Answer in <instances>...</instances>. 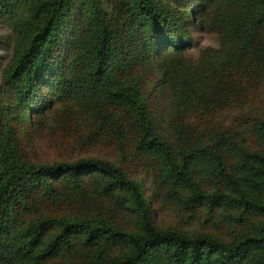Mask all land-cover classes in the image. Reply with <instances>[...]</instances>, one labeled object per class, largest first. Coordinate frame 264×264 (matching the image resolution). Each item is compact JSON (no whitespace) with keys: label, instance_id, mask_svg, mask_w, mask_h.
<instances>
[{"label":"trees","instance_id":"1","mask_svg":"<svg viewBox=\"0 0 264 264\" xmlns=\"http://www.w3.org/2000/svg\"><path fill=\"white\" fill-rule=\"evenodd\" d=\"M4 17L14 36L0 81V264H264V113H240L247 143L236 130L211 126L207 144L193 146L189 138L173 149L155 128L139 85L151 77L194 109L244 106L247 87L264 80V0H0ZM193 23L218 41L202 47L195 62L183 55ZM55 99L99 114L111 131L132 128L137 155L163 166L157 179L167 189L256 221L228 240L159 228L140 183L118 164L101 157L30 159L14 123L31 121ZM198 174L217 176L222 188L204 189ZM85 176L131 213L133 231L107 216L39 208L54 183L72 189ZM77 245L85 254L67 257Z\"/></svg>","mask_w":264,"mask_h":264},{"label":"rangeland","instance_id":"2","mask_svg":"<svg viewBox=\"0 0 264 264\" xmlns=\"http://www.w3.org/2000/svg\"><path fill=\"white\" fill-rule=\"evenodd\" d=\"M15 12L23 13V7H18ZM13 36L10 18L0 19V81L2 69L11 57ZM217 42L214 32L202 30L195 23L190 24L183 55L195 62L202 47L216 46ZM154 72L155 67H152L147 75ZM130 79L134 80L132 77ZM151 79L150 77L144 81L143 78L139 85L149 95L147 109L152 115L155 128L163 140L171 143L173 149H178L182 142L187 143L189 138L191 140L188 144L193 146L207 144L209 133H212L209 129L211 126L221 127L226 133L236 130L240 143H247L249 135L238 119L240 113H264V80L258 79L255 86L247 87V102L240 108L235 107V103L230 105L232 101L226 107L214 106L203 110V107L192 108L187 99L180 101L177 96L172 97L171 93L167 95L165 89L158 83H152ZM203 86L206 85H201ZM240 102L242 100L238 103ZM47 105L39 112H33L31 121L25 124L14 123L17 141L30 159L51 162L101 157L118 164L130 178L140 183L152 222L159 228H172L188 234L208 233L228 240L256 221L255 217L239 209L209 206L189 197V192L185 190L171 191L161 185L157 174L164 170L163 166L156 163V160L152 164L146 156L139 158L140 155H137L133 146L137 136L132 128L130 130L126 127L120 134L111 131L98 120L99 114L96 115L97 118L87 114L70 100L55 99L49 107ZM177 124L183 126V130L179 129L181 127L177 128ZM175 130L183 135L182 139ZM229 158L226 160H232ZM196 178L206 190L222 188L217 176L198 174ZM203 178L206 183L202 182ZM54 187L55 190L39 202V208L44 214L107 216L119 229L134 230L131 213L115 205L110 196L103 195L97 179L85 176L78 187L72 189L63 187L60 183H54ZM111 252H117V246ZM81 254H85V251L77 245L71 247L66 256L80 258Z\"/></svg>","mask_w":264,"mask_h":264}]
</instances>
